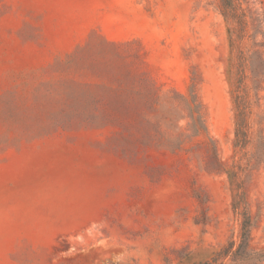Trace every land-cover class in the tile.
I'll return each instance as SVG.
<instances>
[{
  "label": "rangeland",
  "instance_id": "rangeland-1",
  "mask_svg": "<svg viewBox=\"0 0 264 264\" xmlns=\"http://www.w3.org/2000/svg\"><path fill=\"white\" fill-rule=\"evenodd\" d=\"M236 1L0 0V264H264V0Z\"/></svg>",
  "mask_w": 264,
  "mask_h": 264
},
{
  "label": "trees",
  "instance_id": "trees-1",
  "mask_svg": "<svg viewBox=\"0 0 264 264\" xmlns=\"http://www.w3.org/2000/svg\"><path fill=\"white\" fill-rule=\"evenodd\" d=\"M218 1L221 7L222 14L224 15L227 21L243 24L244 21L243 19H241L242 13L240 11V7L236 0H218ZM236 87L237 89H235V91H237L238 88L240 87L239 84ZM235 102H236L235 108L237 110L236 146L243 147L247 143V121L245 114V105L244 102L242 101V97L240 96H236ZM242 229L244 230V232H246L247 235H249L250 222L248 219L243 222Z\"/></svg>",
  "mask_w": 264,
  "mask_h": 264
}]
</instances>
